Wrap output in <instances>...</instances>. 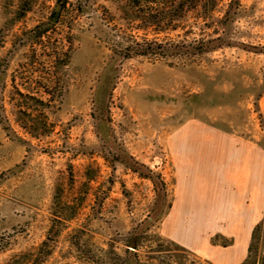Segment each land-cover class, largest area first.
<instances>
[{"label":"rangeland","instance_id":"rangeland-1","mask_svg":"<svg viewBox=\"0 0 264 264\" xmlns=\"http://www.w3.org/2000/svg\"><path fill=\"white\" fill-rule=\"evenodd\" d=\"M174 4L0 0V264H262L264 0ZM188 119L256 168L178 220L167 141Z\"/></svg>","mask_w":264,"mask_h":264},{"label":"crops","instance_id":"crops-1","mask_svg":"<svg viewBox=\"0 0 264 264\" xmlns=\"http://www.w3.org/2000/svg\"><path fill=\"white\" fill-rule=\"evenodd\" d=\"M169 164L173 171L176 193L174 218L205 219L203 211L181 212L180 204L187 199L201 206L216 205L225 187L234 176L250 168L255 171L248 144L236 136L197 119H188L167 141ZM238 171V172H237ZM190 203V202H189ZM205 214H207L204 211ZM203 215V216H202ZM238 259L237 253L230 260Z\"/></svg>","mask_w":264,"mask_h":264},{"label":"trees","instance_id":"trees-1","mask_svg":"<svg viewBox=\"0 0 264 264\" xmlns=\"http://www.w3.org/2000/svg\"><path fill=\"white\" fill-rule=\"evenodd\" d=\"M201 4V0H179L176 1L175 0V7L177 12L179 11H184L185 8H190V9H195L198 8V6ZM178 16V14H176ZM219 38L216 39H211L209 40L207 43H205L206 46H195V45H190V51L193 54H198V53H204L206 51L215 49L216 47L220 46L219 44H214L211 45V43L215 42L216 40H218ZM159 50L158 51H153L154 53H159L160 55H165L166 50H171V49H176V51L179 50L178 45L175 46H164L162 43L159 44ZM166 49V50H165ZM145 53V52H144ZM264 228V222H261L259 224H257L253 230V238L261 232V230ZM252 246L253 244H250L249 250L252 251ZM250 257V256H249ZM262 264H264V256L261 259ZM241 264H255V262H250L249 259L247 258V260Z\"/></svg>","mask_w":264,"mask_h":264}]
</instances>
